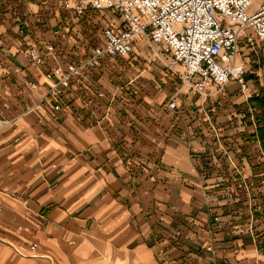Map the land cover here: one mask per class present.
Masks as SVG:
<instances>
[{
	"label": "crops",
	"instance_id": "0c3cea01",
	"mask_svg": "<svg viewBox=\"0 0 264 264\" xmlns=\"http://www.w3.org/2000/svg\"><path fill=\"white\" fill-rule=\"evenodd\" d=\"M59 1L0 0V111L13 120L0 130V264H264V167L242 126L259 85L229 82L208 109L139 36L72 77L55 111L53 62L35 66L28 49L51 43L64 65L123 28Z\"/></svg>",
	"mask_w": 264,
	"mask_h": 264
},
{
	"label": "built area",
	"instance_id": "2783aa9c",
	"mask_svg": "<svg viewBox=\"0 0 264 264\" xmlns=\"http://www.w3.org/2000/svg\"><path fill=\"white\" fill-rule=\"evenodd\" d=\"M59 7L76 16H83L88 10L110 11L119 16L123 28H104L101 44L86 52L87 55L79 61L64 65L60 63L62 52L51 43L44 46L43 52L36 46L28 49V57L35 66H40L44 58L53 62L44 74L48 88L43 101L55 111L59 110V101L69 88L72 77L96 68L105 57L125 58L132 52L134 40L139 36L158 45L164 54L170 56L169 69L181 66L182 84L202 97V103L208 109L210 97L221 92L229 82L236 83L242 94L248 91L249 80L240 57L241 42L245 41L251 47L254 43L264 46V0H60ZM262 53L264 57V50ZM258 77L255 83L264 89V78ZM27 86L35 89L38 84L30 82ZM212 89L215 91L211 92ZM93 97L101 98L102 93L96 92ZM87 103L92 104L93 99ZM167 108H177L175 98H171ZM254 112L252 107L246 110V118L242 121L244 128L257 129ZM205 116L209 121L206 112ZM12 123L13 120L5 119L0 111V130ZM209 124L217 141L218 128ZM256 143L255 149L264 167V150L259 140ZM223 151L228 157L225 149ZM261 175L264 177V172ZM220 230L218 226L216 231Z\"/></svg>",
	"mask_w": 264,
	"mask_h": 264
},
{
	"label": "rangeland",
	"instance_id": "374dc122",
	"mask_svg": "<svg viewBox=\"0 0 264 264\" xmlns=\"http://www.w3.org/2000/svg\"><path fill=\"white\" fill-rule=\"evenodd\" d=\"M263 50L264 46L261 44L254 43L252 47L248 46L245 41L240 44V57L246 71V78L252 83L259 78L258 75H260L261 79L264 78V75H262L264 66Z\"/></svg>",
	"mask_w": 264,
	"mask_h": 264
},
{
	"label": "trees",
	"instance_id": "16d2710c",
	"mask_svg": "<svg viewBox=\"0 0 264 264\" xmlns=\"http://www.w3.org/2000/svg\"><path fill=\"white\" fill-rule=\"evenodd\" d=\"M249 105L254 108V115L258 121L256 133L251 136L253 141L256 139L260 141V145L264 150V89L257 87V91L249 98Z\"/></svg>",
	"mask_w": 264,
	"mask_h": 264
}]
</instances>
